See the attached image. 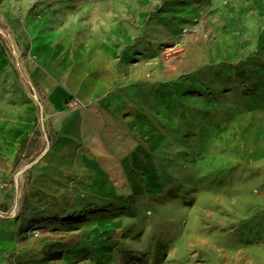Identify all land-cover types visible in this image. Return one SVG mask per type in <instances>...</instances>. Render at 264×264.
<instances>
[{"label":"rangeland","instance_id":"obj_1","mask_svg":"<svg viewBox=\"0 0 264 264\" xmlns=\"http://www.w3.org/2000/svg\"><path fill=\"white\" fill-rule=\"evenodd\" d=\"M1 46L0 122L32 85L41 100L32 141L0 165V210L24 200L0 217V264H264V0H0ZM86 47L113 53L90 105L107 156L51 190L49 212L16 175L58 134L39 79Z\"/></svg>","mask_w":264,"mask_h":264},{"label":"crops","instance_id":"obj_2","mask_svg":"<svg viewBox=\"0 0 264 264\" xmlns=\"http://www.w3.org/2000/svg\"><path fill=\"white\" fill-rule=\"evenodd\" d=\"M1 48L5 50L7 63L6 49L4 46H1L0 49ZM92 50L107 52L110 57L108 60V71L104 81L105 88L102 89L101 93H96L91 104L87 105L89 107H87L88 109L86 111L78 110V113H75L74 111L69 112L67 111V103L70 99L75 98L76 96L74 90L69 86L68 80L71 78L78 65L88 60ZM85 51L86 54H78L79 58L77 57V63L71 64L69 67L56 66L39 79L38 84L46 95L48 109L53 115L52 127L58 134L56 139L51 145L48 144L47 148L44 149V152H42L41 155L35 158L32 162H27L22 165L21 169H23V173L31 175L32 180L27 183L25 174H22L21 179L23 180V183L18 181L15 183V188L18 189V192L20 191V188H22L28 192L29 196H31L29 193V187L36 184L33 175V167L36 161L49 150H56L55 153L58 156V163L51 162L47 165L48 167H51L53 174L49 185L40 187L45 195L52 196H54V192H51V190H58V185L62 189L66 188L67 185H65L63 181H66L68 175L88 173L89 171H87V168L91 167V169H94L93 166L96 164V158L107 156L105 154L106 148L104 149V146L101 143L104 141V135L110 131V124L108 122L109 117H105V115H102V113L98 111L97 107H92L90 105L107 91V87L111 82L110 78L112 75L110 73V61L113 53L109 50L103 51L97 48H90V50H88V47H86ZM70 59V61H74L75 57H71ZM119 65L120 63L115 67V74L120 80L121 78L116 71V68ZM1 67L2 66H0V68ZM127 72L128 71L125 72L124 77ZM23 101L32 102L29 98H22L19 106V115L15 122L11 125H9L10 123L6 120L0 122V125L2 122H6L7 130L13 132L16 136L14 140H9L11 146H8V144L5 143V140L0 137V165H6L5 160L8 159V154L12 155L19 152L23 143H26L28 140L29 142L32 141L34 118L36 114L30 113L31 119L27 120L24 117L25 111ZM71 118L75 121L73 124V132L66 128ZM25 120H27L29 124H25ZM40 141L43 143L42 147H44V141L41 139ZM48 174H50V171ZM17 201H20L22 204L21 206H23V197L19 195L16 196L13 203ZM13 203L11 205H13Z\"/></svg>","mask_w":264,"mask_h":264},{"label":"bare ground","instance_id":"obj_3","mask_svg":"<svg viewBox=\"0 0 264 264\" xmlns=\"http://www.w3.org/2000/svg\"><path fill=\"white\" fill-rule=\"evenodd\" d=\"M110 57L107 52H99L98 50H92L88 60L78 65L72 74L71 78L68 80L69 86L74 90L75 99L78 100L83 105L91 104V101L96 96V93H101L102 89L105 88V79L108 71V60ZM6 64L5 58V50L3 48L0 49V66ZM118 76L122 79L126 71H128V65L125 63H120V65L116 68ZM23 107L25 111L24 117L27 120L31 119L32 113H37V104L35 102H26L23 101ZM78 113V109L74 111ZM31 113V114H30ZM25 120V124L29 122ZM73 118L70 119L66 128L73 132ZM6 122H2L0 125V137L5 140V143L8 146H11L9 140L15 139V134L10 132L6 128ZM56 150H49L46 154H44L39 160L36 161L33 167V175L35 179V183L29 187V193L32 199H35L37 202L41 203L46 207L49 212H56L60 208V200L64 199L62 194L57 198L55 195H45L40 186H47L52 177L51 167L47 165L51 162L58 163V156L55 153ZM134 163L138 167H142L144 170H147L148 179H152L153 176L147 165H143L139 163V161L134 158ZM23 169H20L17 172L16 179L22 174ZM50 171V174L48 172ZM58 190L56 193L61 191L62 188L58 185Z\"/></svg>","mask_w":264,"mask_h":264},{"label":"built area","instance_id":"obj_4","mask_svg":"<svg viewBox=\"0 0 264 264\" xmlns=\"http://www.w3.org/2000/svg\"><path fill=\"white\" fill-rule=\"evenodd\" d=\"M31 95L35 101L36 104L40 103L41 100V95L39 93V91L32 85L31 89ZM21 202L17 201L14 202L13 205L10 206V208L8 210H0V217H5L8 219H14L18 216L22 206H21Z\"/></svg>","mask_w":264,"mask_h":264}]
</instances>
